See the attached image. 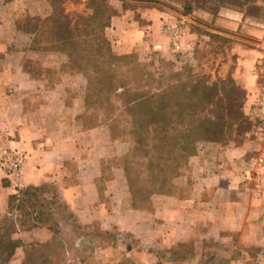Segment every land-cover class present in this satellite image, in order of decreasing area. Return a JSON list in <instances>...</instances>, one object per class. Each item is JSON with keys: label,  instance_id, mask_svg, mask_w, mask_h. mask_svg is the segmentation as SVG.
<instances>
[{"label": "crops", "instance_id": "crops-1", "mask_svg": "<svg viewBox=\"0 0 264 264\" xmlns=\"http://www.w3.org/2000/svg\"><path fill=\"white\" fill-rule=\"evenodd\" d=\"M30 1L49 7L46 0ZM26 2L0 0V147L28 153L19 187L0 172V229L11 214L14 194L18 203L27 189H47L81 226L98 221L106 231L128 233V255L136 264H264V124L250 114L262 87L264 4L260 13L221 7L216 13L174 15L182 56H196L212 33L221 39L216 50L224 62L220 72L242 89L249 127L243 133L231 130L224 145L201 144L174 181L176 190L154 194L151 209L144 210L132 205L122 169L113 166L106 177L105 128H87L79 121L84 111L73 104L81 107L83 78L65 75L56 81L27 66L25 58L50 69L56 62L49 58L59 56L32 50L31 35L18 30L16 22L23 17L50 14L49 9H26ZM119 13L107 30L119 53L143 45L162 48L158 33L167 12L145 8L139 21ZM64 62L62 57L59 63ZM67 79L80 80L78 95L68 93ZM34 222L18 237L24 244L49 241L51 226L40 217Z\"/></svg>", "mask_w": 264, "mask_h": 264}, {"label": "rangeland", "instance_id": "rangeland-1", "mask_svg": "<svg viewBox=\"0 0 264 264\" xmlns=\"http://www.w3.org/2000/svg\"><path fill=\"white\" fill-rule=\"evenodd\" d=\"M49 7L45 4H34L28 0L26 2V9H40L46 11L49 9L52 12L51 4L60 5L65 14H68L72 19L71 26L78 20L79 17H89L93 14V6L90 4V0H46ZM104 3V2H103ZM264 4V0H106L105 6L107 7L106 14L110 16V24L106 27L104 35L109 41L113 53L116 55H127L131 57V60L140 63L149 70L146 79H142L139 73H133L134 68H130V71L124 73L128 75L129 86L133 90H140L141 93L149 90L150 88H156L157 80L161 84H171L177 80L174 75L177 71H185L181 76L184 80L205 81V83H216L215 87L217 94L221 89V97L224 94H234V86L227 82V76H224L220 72V69L224 62H222L216 56V50L219 48V42L221 39L214 33L211 37H204L202 46L198 50L196 56H182L183 54L174 49L171 40V34L168 26H174L176 23L174 15L178 13L192 14L193 11H209L216 13L221 7H237L250 12H259L260 5ZM100 7L102 5L100 4ZM145 8H155L159 11L167 12L168 14L162 17L163 23L158 33V38L161 39V45L159 49L153 50L148 46H139L136 50L129 53H119L117 51L115 42L107 35V30L112 27L113 18L119 14H126L129 18L135 21L140 19V14ZM106 15V16H107ZM27 15L20 19L18 22H23ZM143 24V20H140ZM173 22V23H169ZM207 32V31H206ZM210 32H207V35ZM85 39V36L82 37ZM47 38L42 39L41 50H38L43 55L55 54L59 57L49 58L51 61H55V67L45 69L41 60H30L25 58L27 66H31L33 72L38 75L50 76L52 80H61L62 77L76 76L82 77L83 88H81L82 101H79V105L73 104L74 110L80 108L84 111L81 116L82 123L87 128L95 127L96 125L103 126L104 140H105V152H106V177L111 171L112 167L118 166L123 170V165L128 162L126 156L131 149V142L126 138L124 133L120 131V128L115 124L109 125V117L116 116L118 113L116 110H106L107 99L112 104H120L116 101L114 96L110 94V98H106L103 94H99L98 91H92L88 88V79L81 71V66L88 58V54L83 51L84 47H77L73 52V58L69 56L68 51L62 52L58 50L48 49ZM85 45V44H84ZM62 57L65 58V62L60 64ZM75 60V61H74ZM231 66H234V60ZM110 71V70H109ZM139 72V71H138ZM146 72V71H144ZM154 73L155 75H153ZM151 74V75H150ZM221 74V75H220ZM119 78L120 77L118 75ZM81 78V79H82ZM155 78V79H153ZM68 80V79H67ZM122 80H126L123 78ZM72 85L68 89V93L71 96H76L80 93L77 83L80 80H68ZM215 94V93H214ZM234 106V105H233ZM232 106V107H233ZM105 107V108H104ZM235 109V108H234ZM221 112V109L220 111ZM73 130H75L76 122L72 120ZM231 129H227L228 139L231 134ZM74 133V132H73ZM75 135V133H74ZM230 140V139H229ZM116 142V143H115ZM200 143L198 144L199 149ZM191 156L185 158L183 162L184 167L188 163ZM136 161V160H135ZM177 162H173L171 168L166 170L168 176H173L175 169H172ZM143 165L138 168L139 165ZM145 164L141 159H138V163L135 165L136 174L140 171V180L147 179L151 172L146 171ZM155 172V169L153 170ZM158 172V170H156ZM141 184V183H140ZM139 184V185H140ZM176 185L172 186L171 192L175 191ZM169 186L166 185L162 188L163 192L169 191ZM28 192H24L21 195V202L18 201L19 207L17 209L15 202L10 208L11 214L6 217L3 229L0 231V239L5 242L8 239L22 240L18 237L19 234L26 233L30 228L29 226L35 224V219L31 213L43 209L42 221H45L51 226V238L47 242H32L28 244L22 243L18 246L11 256L7 257L6 253L0 255V264H136L134 256L128 255L130 249V236L126 232H122L118 229L106 231L102 229L98 221L93 222L88 226H81L77 223L74 214L66 211V207H63L62 203H59L56 193L52 190H40L39 193L29 189ZM28 193V194H27ZM144 199L139 198L137 204H142ZM140 209L150 210V206L141 205ZM30 212V214H29ZM14 225H19V229H16ZM32 228V227H31ZM23 242V241H22ZM2 251V250H1ZM0 251V252H1ZM9 252V251H8ZM10 253V252H9ZM19 257V260H18ZM7 259V260H6Z\"/></svg>", "mask_w": 264, "mask_h": 264}, {"label": "trees", "instance_id": "trees-1", "mask_svg": "<svg viewBox=\"0 0 264 264\" xmlns=\"http://www.w3.org/2000/svg\"><path fill=\"white\" fill-rule=\"evenodd\" d=\"M105 2L106 0H90V4L94 5L93 14L79 17L72 26L69 15L64 13L60 5L53 4L49 15L29 16L23 22L17 21L16 26L21 32L31 35V49L35 51L41 50L43 38L48 39L46 45L51 46L48 49L66 53L68 51L72 58L77 47L85 48L83 51L88 54V58L79 69H82L88 79L89 90L98 91L106 98H110L112 94L120 102L119 105L112 104L107 99L104 108L110 113L112 110L118 112L116 116L109 117V125L114 123L132 143L126 156L128 164L123 165V171L132 205L140 209L142 204L151 205L154 194L171 193L174 181L183 174L181 169L185 158L198 152L199 143L215 142L224 145L229 142L227 129L243 133L249 123L242 111V89L231 77L225 80L234 86V94H224L222 97L221 89L217 94L216 83L184 80L181 77L184 70L174 73L177 80L171 84H161L158 79L156 88H150L143 93L138 89L133 90L129 86L128 75L124 73L130 71L129 67L134 68L133 73H139L144 80L149 70L131 60L130 56L113 53L104 35L110 24ZM138 159L146 165V171H152L142 181L139 178L141 171L137 174L135 172ZM174 161L177 163L172 168L175 169L173 176L166 177V170L171 168ZM142 166L140 164L138 168ZM166 185L169 186V191L163 192L162 188ZM139 198L144 200L138 205L136 202ZM16 199L14 194L12 200L16 202ZM16 207L22 209L18 203ZM42 214L43 211L39 216L32 212L31 216L33 215V219H41ZM14 227L19 229L20 226ZM31 227L32 225L29 226ZM22 243V240L13 238L7 242L0 239V255L6 253L7 257L11 256Z\"/></svg>", "mask_w": 264, "mask_h": 264}, {"label": "built area", "instance_id": "built-area-1", "mask_svg": "<svg viewBox=\"0 0 264 264\" xmlns=\"http://www.w3.org/2000/svg\"><path fill=\"white\" fill-rule=\"evenodd\" d=\"M171 34L172 45L174 49L179 51L180 47V28L176 26L169 27ZM259 75L262 78V87L259 94L251 107L250 114L257 122L264 124V57L259 60ZM28 160L27 151L14 148L10 145L0 147V172L9 179L13 184L18 186V179L20 177L23 166Z\"/></svg>", "mask_w": 264, "mask_h": 264}]
</instances>
